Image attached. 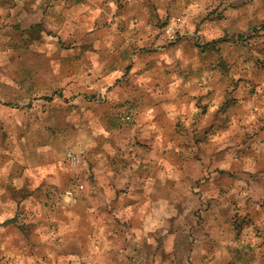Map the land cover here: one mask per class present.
I'll use <instances>...</instances> for the list:
<instances>
[{"label": "crops", "instance_id": "0c3cea01", "mask_svg": "<svg viewBox=\"0 0 264 264\" xmlns=\"http://www.w3.org/2000/svg\"><path fill=\"white\" fill-rule=\"evenodd\" d=\"M235 2L0 0V36L9 34L12 45L36 51L23 65L28 76L0 80V98L5 96L2 92H10L7 97L26 104L24 113L32 111L42 119L41 134L32 136L28 129L24 146L30 157L0 158V264L154 260L157 252L152 245L171 241L183 232L188 242L199 244L187 252L188 257L200 258L204 241L218 244L212 253L215 258L225 256L222 246L231 237L233 223L227 215L234 208L230 202L218 204L212 221L201 225L212 228L209 235L200 233V220L182 217L173 221L167 212H177L182 204V191L174 179L194 181L185 190L184 205L200 196L196 186L200 147L204 141L220 145L213 116L222 114L223 77L203 69L200 73L209 64L200 59L196 41L204 4L215 5L229 17ZM177 17L186 23L180 39L165 44L157 37L159 26ZM32 100L35 108L31 110L28 103ZM230 106L234 118L228 121L231 139L226 146L238 147L242 145L238 142L242 140L241 120L250 107ZM129 112L134 117L131 125L118 118ZM200 114L206 115L203 123ZM67 146L85 152L75 172L62 164ZM229 160L234 167L233 158ZM18 171L23 186L15 189ZM69 188L75 197L57 212V238L67 246L49 251L54 238L35 234L32 251L28 237L7 221L11 216L1 207L23 189L58 191L55 194L60 197ZM64 198L70 199L68 195ZM261 241L248 246L250 264H264Z\"/></svg>", "mask_w": 264, "mask_h": 264}, {"label": "rangeland", "instance_id": "374dc122", "mask_svg": "<svg viewBox=\"0 0 264 264\" xmlns=\"http://www.w3.org/2000/svg\"><path fill=\"white\" fill-rule=\"evenodd\" d=\"M224 1L219 0L220 5ZM246 2L236 0L230 12L234 15L229 17L224 10L219 12L215 5H203L206 9L200 16V39L197 38L200 41L197 40L196 43L200 44V59H205L209 64L200 68V73L203 69L207 74L223 77L220 84L223 96L220 104L222 114L213 116L215 130H218L221 138L220 145H211L204 141L205 144L200 147V179L196 183L200 196L194 200H186L184 205L182 199L185 190L190 188L194 181L182 178L181 182H178L179 180L174 179L182 191L179 196L182 204L177 212H167V215L173 217V221L182 217L200 220V233L209 235L212 228L207 229L201 225L212 221L218 204L230 202L234 208L227 215L233 223L230 227L231 237H227L225 242L228 243L222 246L225 256L215 258L212 253L216 252L218 244L204 241L200 243V258L188 257L187 252L191 248H197L199 244L188 242L183 232L171 241L152 245L157 252L156 259L131 257V264H250L248 246L259 245L261 239L264 240V16H260L264 9V0ZM185 25L184 19L169 18L159 26L161 29L157 37L163 39L165 44L175 43L179 41ZM170 28L176 31L174 40L168 33ZM8 35L0 36V80L12 77L20 80L28 76L24 66L27 59L35 57L36 51L34 47L33 50L30 49V46L27 50L25 46L12 45L10 40L8 41L12 36ZM1 94L5 96L0 98V158H28L30 152L28 153L27 145L24 146L29 139L28 129L33 131L32 136L41 134L39 128L42 119L32 111L29 115L24 113L26 104L19 99L7 97L12 95L10 92ZM97 101H100V98ZM28 104L31 110L35 108L33 100ZM243 104L250 107V112L241 120V123L244 121L240 132L242 140L238 142L242 145L228 147L226 143L231 139L228 121L234 118V115L229 113L230 105L242 107ZM118 118L129 125L134 120L130 112L119 115ZM58 119L64 121V117L59 116ZM205 121L206 115L200 114V123ZM201 134L204 132L201 131ZM75 148L76 146L64 147V160L67 151ZM190 150L195 151L192 147ZM229 158L235 161L234 167ZM81 166L74 171L67 170L75 172ZM18 173L20 174L18 171L14 175L13 183L17 185L15 189L23 186ZM69 190L74 192L73 188H69L59 197V194H55L59 193L58 191L41 193L40 189L31 192L23 189L13 195L11 202L8 201L7 205L1 207L3 213L11 216L7 221L19 227L28 237L32 251L36 245L32 240L35 234L54 238L49 251H59L67 246L57 238V212L58 207L67 206L74 199L64 198ZM26 206L28 209L24 208ZM2 224L0 222V228ZM225 232H228V228ZM8 263L10 262L2 261V264Z\"/></svg>", "mask_w": 264, "mask_h": 264}, {"label": "built area", "instance_id": "2783aa9c", "mask_svg": "<svg viewBox=\"0 0 264 264\" xmlns=\"http://www.w3.org/2000/svg\"><path fill=\"white\" fill-rule=\"evenodd\" d=\"M168 33L170 35V38L174 40L176 38V31L173 30V28L168 29ZM85 157V152L84 151H76V150H68L65 156L64 160V167L70 171H74L81 164L83 163ZM67 195L70 198H74V192L72 190H69L67 192Z\"/></svg>", "mask_w": 264, "mask_h": 264}]
</instances>
